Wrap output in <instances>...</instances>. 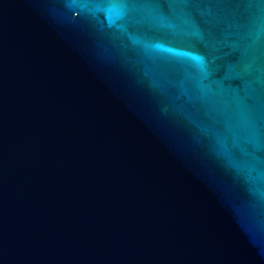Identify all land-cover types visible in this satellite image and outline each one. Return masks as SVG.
Segmentation results:
<instances>
[{"label":"water","instance_id":"1","mask_svg":"<svg viewBox=\"0 0 264 264\" xmlns=\"http://www.w3.org/2000/svg\"><path fill=\"white\" fill-rule=\"evenodd\" d=\"M0 264H264V0H0Z\"/></svg>","mask_w":264,"mask_h":264}]
</instances>
